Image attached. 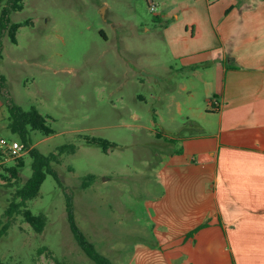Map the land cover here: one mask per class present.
Returning <instances> with one entry per match:
<instances>
[{"label":"rangeland","instance_id":"374dc122","mask_svg":"<svg viewBox=\"0 0 264 264\" xmlns=\"http://www.w3.org/2000/svg\"><path fill=\"white\" fill-rule=\"evenodd\" d=\"M23 1L24 8L5 19L1 39L6 82L0 84V135L22 139L8 125L9 101L38 108L54 132L32 129L31 147L59 154L51 167L62 183L48 173L39 195L28 201L35 213L48 216L38 233L22 214H5L18 185L7 186L0 175V254L12 264H97L72 230L70 197L77 224L113 264H172L183 236H192L215 210L204 176L185 178L177 169L192 163L179 152V137L197 130L177 103L200 102L204 86L193 99L179 87L181 80L197 79L178 70L168 39L182 38L184 23H200L218 0ZM9 2L0 1V31ZM15 22L23 23L16 41L10 34ZM181 105L199 113L205 104ZM93 137L110 143L90 142ZM64 144L76 150L60 153ZM1 153L0 174L20 157ZM22 156L23 183L34 157L28 148Z\"/></svg>","mask_w":264,"mask_h":264},{"label":"crops","instance_id":"0c3cea01","mask_svg":"<svg viewBox=\"0 0 264 264\" xmlns=\"http://www.w3.org/2000/svg\"><path fill=\"white\" fill-rule=\"evenodd\" d=\"M203 17L185 22L182 38L168 40L176 47L178 70L197 79L181 80L179 87L193 99L204 86L200 102L177 103L197 126L179 137V152L192 163L177 169L185 178L204 176L215 212L208 210L200 229L183 236V249L171 260L264 264V0H218ZM181 104L205 105L186 113Z\"/></svg>","mask_w":264,"mask_h":264},{"label":"trees","instance_id":"16d2710c","mask_svg":"<svg viewBox=\"0 0 264 264\" xmlns=\"http://www.w3.org/2000/svg\"><path fill=\"white\" fill-rule=\"evenodd\" d=\"M1 1V0H0ZM10 2L4 8L3 16L1 19V31H0V62L2 59V35L3 29L6 26L5 19L9 17V14L13 11L21 10L24 8L23 0H9ZM22 22H15L12 25L10 34L14 41H16V31L22 25ZM6 82L5 76L0 73V84L1 87ZM9 127L15 134L21 136V141L26 144V148L29 149L31 155L34 157L33 172L31 176L25 181L21 182V169L25 166V160L23 156L17 158V162L12 165L6 166V173L0 175L4 177L7 182V186L18 185L15 192L12 195V199L9 207L6 209L5 214L9 217H13L16 214H22L25 221L30 223L32 227L38 233H42L48 223V216L45 213H35L29 206L28 201L39 195L41 187L47 178L48 173H52L61 182L58 172L51 167L52 160H59V154L51 153L49 155L43 154L38 148L31 147L32 141L30 138V132L32 129H38L49 135L54 132V129L48 124L47 117L43 115L38 108L32 107L29 110L24 109L22 106L9 101ZM1 109V100H0ZM90 142L103 144L104 146L109 145V141L104 138H89ZM76 146L74 144H64L60 147V153L62 152H74ZM0 155H2L0 150ZM87 178L92 179L93 176L89 175ZM20 182L22 184H20ZM0 182V189H1ZM1 195V190H0ZM67 210L69 220L72 226V230L79 241L81 247L97 262V264H113L111 259L99 252L93 242H91L84 232L81 230L76 222L74 206L70 197L67 201ZM9 225L1 229V234L6 233ZM201 225L196 227L191 234H194L200 229ZM0 264H12L9 261H5L0 254ZM235 264V263H234Z\"/></svg>","mask_w":264,"mask_h":264},{"label":"built area","instance_id":"2783aa9c","mask_svg":"<svg viewBox=\"0 0 264 264\" xmlns=\"http://www.w3.org/2000/svg\"><path fill=\"white\" fill-rule=\"evenodd\" d=\"M151 7L157 10V5L153 4L151 1ZM26 145L21 140L17 139H7L6 137L0 135V150H7L11 156L19 157L26 151Z\"/></svg>","mask_w":264,"mask_h":264}]
</instances>
